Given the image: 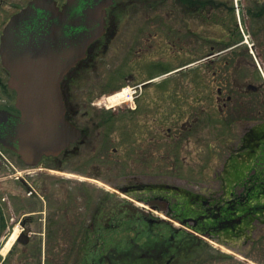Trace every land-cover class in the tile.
Returning <instances> with one entry per match:
<instances>
[{
  "label": "flooded vegetation",
  "instance_id": "1",
  "mask_svg": "<svg viewBox=\"0 0 264 264\" xmlns=\"http://www.w3.org/2000/svg\"><path fill=\"white\" fill-rule=\"evenodd\" d=\"M211 1L0 0V99L5 97L0 110L9 113L0 115V264H45L46 240L62 241L68 236L127 241L121 250L109 247L95 264H118L116 260L122 264H257L242 254L246 245L264 254L260 252L264 251V186L249 182L257 163L264 167L259 156L264 154V0L250 7L243 0H233L229 6ZM208 5L232 15L224 35L204 36L207 52L199 60L208 87L195 117L199 119L202 113L204 124L214 122L211 107L217 104L219 126L225 134L227 127L240 132L225 161L222 184L202 191L200 185L149 183L141 180L146 174L129 175L130 183L117 188L137 199L138 206L124 201L119 207L124 209L123 231H114L113 224L98 227L104 218L97 211L91 219L80 220L84 223L81 232L78 220L72 228L77 232L67 231L62 222L63 216L71 219L62 203L64 158L79 153L86 142L96 148L106 127L104 137L109 142L113 125L120 119L128 158H134L136 144H140L135 154L140 162L157 155L164 81L191 71L196 62L192 59L145 78L135 73L144 67L160 68L165 59L163 41L170 44L182 30L187 33L182 43L190 48L194 11ZM163 10H167L165 15ZM5 43L12 49L11 57L33 51V58L50 63L52 75L60 78L61 97L65 87L66 117L81 130L75 144L55 154L21 156L15 138L21 111L16 107L17 90L10 83L13 74L3 63ZM74 57L76 63L62 83V62ZM118 78L122 80L112 86ZM211 78L218 83L215 97L209 87ZM125 83L141 84L131 102L111 107L92 101ZM148 142L153 146L149 148ZM235 166L243 173L242 181L233 182L229 175ZM115 212L116 208L111 209V220ZM14 233L15 242L3 254L2 242ZM115 252L121 255L115 257Z\"/></svg>",
  "mask_w": 264,
  "mask_h": 264
},
{
  "label": "rangeland",
  "instance_id": "2",
  "mask_svg": "<svg viewBox=\"0 0 264 264\" xmlns=\"http://www.w3.org/2000/svg\"><path fill=\"white\" fill-rule=\"evenodd\" d=\"M212 1H216V3L223 1L229 6L233 0ZM256 1L243 0L246 7L252 6ZM209 7L210 5L199 11H194V30L191 34V36H194V42H192L190 48L188 44L186 46L182 43V37L185 39L187 37L186 31L182 30V32L176 33L170 44L165 40L162 43V57L165 59L162 61L160 68L154 66L144 67L135 73V76L142 78L155 76L166 70V68H173L186 61L202 58L207 52L203 43L204 36L219 37L224 35L225 23H228L227 20L232 17L229 11H224L217 5ZM166 11L163 10V15ZM179 36L181 38L178 40ZM166 56H169V59ZM173 75L174 77L169 79L170 81H164L165 84L162 87L161 139L157 142L159 151L156 156L154 153L152 154L151 161L143 160L140 162L135 155L140 144L135 146L132 155L134 158H128V146L124 139V121L122 119L114 123V130H111L109 134L111 138L109 142L106 135L104 137V133H107L106 127L101 136L102 141H99L96 148H92L93 145L86 142L85 145H81L79 153L74 151L64 158L62 203L64 208H68L67 212L70 214L71 219H66L67 217L63 216L62 222L69 228L67 231L75 232L76 230H72V228L74 221L78 220V232H81L84 223L80 220L91 219L95 211L107 218L111 214V209L115 210L116 208V211H118L119 205H123L124 201H130L138 206L137 199L131 194L117 190V185L130 183L129 179L131 178L129 177L131 176L129 175L146 174L145 177L142 176L141 180L149 183L157 182L183 186L200 185L198 190L202 191L217 189L222 184L225 161L232 147L238 141L240 132H237V129L231 130L230 127H227L225 128L227 131L225 134L224 128L219 126L220 118L217 104L211 107L214 122L204 124L202 113L199 119L195 118L199 115L198 111H201L200 109L203 107L202 99L204 97V87H206L203 78L204 65L201 60L196 62L191 71ZM120 80L122 78H118L110 84L112 86L117 85V81ZM212 80L211 78V81H209V87L213 88L212 93L215 97L218 83L212 82ZM128 85L133 86L132 83L123 84L124 87ZM167 88L168 90L165 92ZM173 89H175V92ZM108 95V93H105L104 96ZM104 96L93 98L92 101L108 102L107 99H104ZM4 103L5 97L1 96L0 107ZM188 120L190 122H187ZM148 144L150 143L148 142ZM148 146L150 148L153 145ZM115 148L116 151H114ZM72 149L75 150L74 147ZM147 149L148 147L145 146V150ZM155 164H157L156 169ZM64 189L67 191H64ZM81 196L82 198L79 199ZM121 201L122 204H120ZM100 221L103 222V219L101 218ZM105 240H108V238L98 239L97 246H95V243L92 246L93 250L97 247L102 249ZM7 241L8 238L2 242L1 247H5ZM88 243L87 240L70 236L62 238V241L55 238L46 240L45 264H87L89 262L85 254L87 252L85 245ZM21 247L18 246L17 249H21ZM251 248L252 246L249 245L244 247L246 253L243 252V257L254 263L264 264V254H256L252 252ZM90 264L95 263L92 261Z\"/></svg>",
  "mask_w": 264,
  "mask_h": 264
},
{
  "label": "water",
  "instance_id": "3",
  "mask_svg": "<svg viewBox=\"0 0 264 264\" xmlns=\"http://www.w3.org/2000/svg\"><path fill=\"white\" fill-rule=\"evenodd\" d=\"M32 52L11 57L12 49L8 44L5 43L3 49L4 65L13 74L10 83L18 90L16 105L22 116L15 127V138L24 158L55 154L80 136V131L64 117V102L58 94L60 78L52 75L46 58L35 59ZM69 60L62 62V77L76 57ZM3 113L9 114L0 111V115Z\"/></svg>",
  "mask_w": 264,
  "mask_h": 264
},
{
  "label": "trees",
  "instance_id": "4",
  "mask_svg": "<svg viewBox=\"0 0 264 264\" xmlns=\"http://www.w3.org/2000/svg\"><path fill=\"white\" fill-rule=\"evenodd\" d=\"M260 131H262V128H261V127H260ZM234 168H236V169H234L232 172L229 171V175H230V177H232L231 179L233 180V182H239V181H242V180H243V173L240 174V173L238 172L239 167L235 166ZM260 172H261V171H258L256 174H253V175H252V181L250 180L249 182H253V183L257 182L258 184H262V183H264V175H262ZM259 188H262V189H263L262 186H260ZM116 240H118V239H114L113 247H115V248H117V249H122V248L125 247L124 242H125L126 240H125V241L122 240V239H120V240H118V241H116ZM112 241H113V240H112ZM97 242H98V241H97ZM103 242H104V245H103L104 248H103V249H106L107 247H109L108 243L110 242V240H105V241H103ZM94 243H95V241H94ZM92 246H94V245L88 244V246H85V249L88 248L90 255H91V256L93 257V259H94L96 256H98V255L101 254L102 252L99 251V252L96 254L95 252H93L94 250H93ZM87 253H88V252H87ZM87 253H86V254H87ZM88 255H89V254H88ZM90 255H89V256H90ZM119 255H121V254H119V252H115V254H114L115 257H118ZM115 263L122 264L123 262H122V261H117V260H116Z\"/></svg>",
  "mask_w": 264,
  "mask_h": 264
},
{
  "label": "bare ground",
  "instance_id": "5",
  "mask_svg": "<svg viewBox=\"0 0 264 264\" xmlns=\"http://www.w3.org/2000/svg\"><path fill=\"white\" fill-rule=\"evenodd\" d=\"M122 92H121L122 95L125 96V93L129 92V89L125 88ZM119 95H121V94H119ZM119 95L118 94H114V95L110 96L108 98V100L109 101H115ZM15 238H16V233H14L13 236L7 241V243H6V245H5L4 249H3V253H6L8 251V249L11 246V244L14 242Z\"/></svg>",
  "mask_w": 264,
  "mask_h": 264
}]
</instances>
